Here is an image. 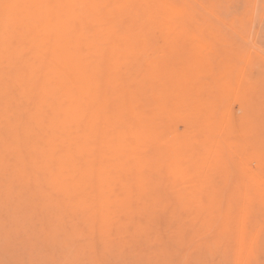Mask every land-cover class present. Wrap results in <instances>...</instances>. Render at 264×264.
Wrapping results in <instances>:
<instances>
[{
	"label": "rangeland",
	"instance_id": "1",
	"mask_svg": "<svg viewBox=\"0 0 264 264\" xmlns=\"http://www.w3.org/2000/svg\"><path fill=\"white\" fill-rule=\"evenodd\" d=\"M44 1L122 34L135 131L106 146L98 193L1 82L0 264H264V0Z\"/></svg>",
	"mask_w": 264,
	"mask_h": 264
},
{
	"label": "bare ground",
	"instance_id": "2",
	"mask_svg": "<svg viewBox=\"0 0 264 264\" xmlns=\"http://www.w3.org/2000/svg\"><path fill=\"white\" fill-rule=\"evenodd\" d=\"M55 12L50 1L0 0V83L20 88L17 106L40 143L75 150L83 161L78 178L105 193L106 146L115 150L113 136L135 131L125 122L135 118L133 84L110 56L122 34L75 31ZM16 122L31 135L33 125Z\"/></svg>",
	"mask_w": 264,
	"mask_h": 264
}]
</instances>
